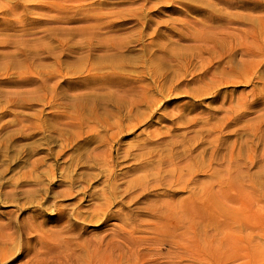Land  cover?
Wrapping results in <instances>:
<instances>
[{
  "label": "rangeland",
  "instance_id": "obj_1",
  "mask_svg": "<svg viewBox=\"0 0 264 264\" xmlns=\"http://www.w3.org/2000/svg\"><path fill=\"white\" fill-rule=\"evenodd\" d=\"M0 264H264V0H0Z\"/></svg>",
  "mask_w": 264,
  "mask_h": 264
},
{
  "label": "bare ground",
  "instance_id": "obj_2",
  "mask_svg": "<svg viewBox=\"0 0 264 264\" xmlns=\"http://www.w3.org/2000/svg\"><path fill=\"white\" fill-rule=\"evenodd\" d=\"M242 46H243V45H242ZM234 47H235V45H234ZM239 48H240V47H239ZM248 48H250V47H248ZM255 51H256V50H255ZM243 52H244V50H243ZM251 53H252V52H251ZM249 54H250V53H249ZM231 55H232V54H231ZM248 56H249V55H248ZM250 57H251V56H250ZM217 220H218V219H217ZM219 220H220V219H219ZM224 220H225V219H224ZM214 221H215V219H214ZM221 221H222V219H221ZM215 222H216V221H215ZM219 222H220V221H219ZM219 222H218V223H219ZM216 223H217V222H216ZM220 223H222V222H220ZM204 229H205V228H204ZM201 230H202V229H201ZM205 230H206V229H205ZM202 231H204V230H202ZM207 232H208V231H207ZM207 232H206V233L204 232V235L206 234L207 236H209ZM202 233H203V232H202ZM261 234H262V233H261ZM198 236H199V235H198ZM207 236H206V237H207ZM200 238H201V237H200ZM83 249H84V248H83ZM212 250H213V249H212ZM212 253H213V252H212ZM204 255H205V254H204ZM213 255H214V254H213ZM219 259H220V258H219ZM218 261L220 262V260H218ZM225 261H226V260H225Z\"/></svg>",
  "mask_w": 264,
  "mask_h": 264
}]
</instances>
